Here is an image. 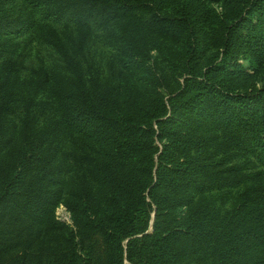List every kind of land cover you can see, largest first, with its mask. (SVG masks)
I'll return each instance as SVG.
<instances>
[{
	"label": "trees",
	"instance_id": "1",
	"mask_svg": "<svg viewBox=\"0 0 264 264\" xmlns=\"http://www.w3.org/2000/svg\"><path fill=\"white\" fill-rule=\"evenodd\" d=\"M24 1L31 11L0 15V36L29 35L34 15L84 33L75 57L65 56V80L42 69L35 99L12 81L28 66L0 41V153L10 116L25 104L20 156L0 176V264H264V85L247 87L264 70V0H197L173 14L163 0ZM222 3L236 6L235 17L198 69L208 52L201 34ZM133 12L149 14V34L181 41L183 83L168 99L149 92L152 75L143 100L135 88L121 94L91 70L85 76L92 33L107 34L138 65L140 44L111 30ZM110 72L120 78L115 61ZM35 116L47 118L44 129ZM71 177L81 185L69 203L77 231L48 221ZM232 189L241 192L227 210L208 198Z\"/></svg>",
	"mask_w": 264,
	"mask_h": 264
},
{
	"label": "rangeland",
	"instance_id": "2",
	"mask_svg": "<svg viewBox=\"0 0 264 264\" xmlns=\"http://www.w3.org/2000/svg\"><path fill=\"white\" fill-rule=\"evenodd\" d=\"M197 0H163V13L173 14L186 2ZM27 8L24 0H0V15L19 12ZM235 5L219 4L212 6V17L205 25L201 34L202 39L208 42V52L199 61L198 69H202L207 62V58L216 53L218 49L219 28L229 17H235ZM34 14V13H33ZM149 14L133 12L125 20H122L111 27L116 35L125 39L133 37L140 44L143 51L142 56L136 57L138 65L128 63L125 56H121L118 51L117 42L107 34H94L86 36L83 54L88 61L85 64V76L88 77L90 70L92 77H99L101 86L112 84L120 87L121 94H125L128 89L135 88L134 96L143 100L147 96L146 88L151 78L155 80L154 87L149 92L157 91L161 95L169 98L171 93L176 92L183 83L182 73V52L181 41H173L149 34L145 29V22ZM35 30L26 36L16 37L9 41V38L0 36V41L4 42L2 50L10 52L14 57L19 56L28 66V70L16 74L12 81L19 93H23L26 98L35 99L38 78L42 69L51 72V78H56L62 82L68 74L65 65V56L75 57L78 46L82 41L84 30L73 22H41L34 15ZM89 33H85L87 35ZM9 41V42H8ZM207 57V58H206ZM120 72V78L111 75L110 64L114 62ZM2 68V63H0ZM91 68V69H90ZM3 76L0 75V80ZM129 84V85H128ZM161 85V87H159ZM264 85V70L253 77L247 87L260 89ZM158 86V87H155ZM50 89H56L57 83L50 82ZM51 92L39 93L38 98H49ZM20 104L16 112L10 116L8 137L10 144L0 153V176L9 173L20 156L23 146L22 118L25 116L24 106ZM36 122V123H35ZM35 129H44L48 122L47 118L34 117ZM159 145V142H157ZM102 153V149L97 150ZM1 181V177H0ZM79 177L66 178L62 185V201L55 209L49 220L63 224L74 231L79 229V220L74 215L69 203L74 199V195L80 190ZM241 190H227L222 193H213L208 198L214 200L223 210L231 208ZM98 188L92 186V198L99 201L97 196ZM155 214L152 215L154 217Z\"/></svg>",
	"mask_w": 264,
	"mask_h": 264
}]
</instances>
